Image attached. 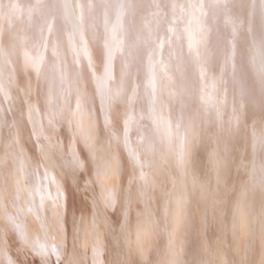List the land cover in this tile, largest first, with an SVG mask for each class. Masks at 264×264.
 Here are the masks:
<instances>
[{"label": "bare ground", "instance_id": "bare-ground-1", "mask_svg": "<svg viewBox=\"0 0 264 264\" xmlns=\"http://www.w3.org/2000/svg\"><path fill=\"white\" fill-rule=\"evenodd\" d=\"M0 49L14 96L62 74L118 161L95 228L66 179L89 222L76 264H264V0H0ZM25 53L44 57L41 81Z\"/></svg>", "mask_w": 264, "mask_h": 264}, {"label": "snow or ice", "instance_id": "snow-or-ice-1", "mask_svg": "<svg viewBox=\"0 0 264 264\" xmlns=\"http://www.w3.org/2000/svg\"><path fill=\"white\" fill-rule=\"evenodd\" d=\"M6 56L0 49V264H76L81 225L86 230L89 222L83 211L69 208L66 179L82 193H91L86 199L95 228L98 202L105 208L116 206L110 179L118 161L100 154L94 118L79 98L75 106L65 99L70 87L63 86L62 74L56 90L45 76L36 99L30 85L17 87L14 96L15 76H6L3 67ZM43 65V56L25 53L24 69L38 82ZM102 115L107 128L111 120L106 106ZM123 142L146 183L138 153L126 135Z\"/></svg>", "mask_w": 264, "mask_h": 264}, {"label": "rangeland", "instance_id": "rangeland-1", "mask_svg": "<svg viewBox=\"0 0 264 264\" xmlns=\"http://www.w3.org/2000/svg\"><path fill=\"white\" fill-rule=\"evenodd\" d=\"M237 239H239V237Z\"/></svg>", "mask_w": 264, "mask_h": 264}]
</instances>
